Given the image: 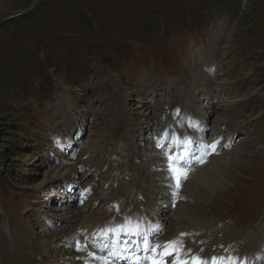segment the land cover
I'll use <instances>...</instances> for the list:
<instances>
[{
  "label": "rangeland",
  "instance_id": "1",
  "mask_svg": "<svg viewBox=\"0 0 264 264\" xmlns=\"http://www.w3.org/2000/svg\"><path fill=\"white\" fill-rule=\"evenodd\" d=\"M206 81L215 96L212 109L200 91ZM194 99L209 112L203 138L213 140L217 130L231 134L232 148L220 133L219 153L236 154H226L225 172L215 167L220 178L206 186L184 183L185 208L174 209V197L163 212L155 199L168 197L165 187L150 166L135 162L162 155L156 140L172 124L189 121ZM85 186L80 206L73 202L78 192L70 191ZM144 207L160 211L148 215L147 226L153 219L162 223L164 238L213 227L211 237L198 238L203 248L218 253L215 247L232 245L237 256L260 258L264 0H0L5 264L27 260L12 245L24 230L38 245L31 251L40 263L77 264L87 245L88 229L80 227L92 230L110 213L140 214Z\"/></svg>",
  "mask_w": 264,
  "mask_h": 264
},
{
  "label": "bare ground",
  "instance_id": "2",
  "mask_svg": "<svg viewBox=\"0 0 264 264\" xmlns=\"http://www.w3.org/2000/svg\"><path fill=\"white\" fill-rule=\"evenodd\" d=\"M209 87H210V84L208 81H206V83L200 85V88H202V89H200V91H201L202 95L205 97L204 103H205V106H208V109H210L213 106L212 102L215 99V96L212 94ZM191 104H192V106L190 107V109H191L190 112H186V115L189 117V121L181 120L180 124H177L175 126H173V124H172V126H170V131H168L169 135H171L170 132L174 131L175 133L181 135L182 137L190 139L191 143H189L187 145L186 150H182L181 147H179V146H176L175 148H173V146L166 147V151L172 150L169 152L171 153L173 160H175V157L177 156V154L182 156L183 159H180L177 162H173V161L168 160L169 158L164 159V157L161 154H159V157L152 163L150 161L142 162V163L138 162V161L135 162L138 166H140L141 169L143 167H145V169H147L148 166H150L151 169H153L155 172L159 186L162 185L165 187V192L168 193V197H165L164 200L162 199V197L160 198V200L155 199V202L159 203V205H158L160 207L159 210L163 211V212H164L163 208H166L165 205L169 202V200L174 198L173 193H175L178 196V201L175 204L174 209L176 206H177L176 209L186 207V204L182 203L180 200L181 199V196H180L181 192L178 189H176L175 185H174V183L177 182V180L174 179V176L177 174L175 170L179 169V170H182L183 172L188 174L189 177H188L186 182H184L183 180L180 179L182 184L187 183V184L193 186L195 181H201V182H203V186H206L207 183L212 182L214 179L220 178V175H221L219 172L220 170H222V172H225V170H223V169L228 167V166L226 167V165L228 163V161L226 160L227 159L226 154H231V153L236 154V152H231V151L226 153V154H224L225 152H223V154L222 153L220 154L219 153L220 149L219 150L215 149L214 151L213 150L211 151L210 155L206 158V160L204 162L200 163L201 162L200 158H198V161L192 162V160L194 158H196V154H195V151L191 148H193L195 146L197 147V145L195 144L196 141H198L199 139H204L203 138V132L207 129V120H209V115H208L209 112H206L205 109H202L201 102H199L198 99H194L193 101H191ZM204 114H205L206 120H204V119L201 120V118L203 117ZM135 123L137 125V122H135ZM189 125H191V126H189ZM220 133H221L220 130H217V133L214 136L213 140H217L219 144H222L223 141L219 142V140H221ZM185 134H187V136ZM167 153L168 152L165 153L166 156H167ZM158 160H159V162L157 164L156 161H158ZM165 160H167V161L165 162ZM170 163H172L171 166L169 165ZM215 167H217L219 169V171ZM182 188L184 189V191H189L188 186H186L185 184L183 185ZM143 191H145V188L143 189ZM143 191L141 192L142 196H144ZM81 194L83 195V191H81ZM193 194H197V196L199 195L196 191L193 192ZM144 205H145V203H144ZM153 206L156 207V205H153ZM154 211H156L158 213L157 215H160V213H159L160 211L158 212V209H154ZM175 211H177V210H175ZM130 216H134V218H136V220L139 216L143 220H151V218L149 216H144V215L139 214L137 212V209H134L130 212L126 211L123 213V218H125V219L126 218L128 219V217H130ZM104 218H103L104 220H102V223H99L98 226L106 225V224L107 225L114 224L115 222H117V220L122 219L121 216H117V215L112 214V213L108 214L107 216H104ZM156 219H159L158 216H156ZM99 220H97L96 223H98ZM161 220H162V222L164 221L163 218H161ZM153 221H155V219H153ZM161 224L162 223H159L158 221L155 223V225L157 227L161 226ZM206 229L204 227L197 228V229L195 228L193 232L192 231H187V232L182 231L183 235L177 234L173 238L174 239L173 241H176V244L178 243V245H181L182 248L178 249L180 252L179 256H176V255L171 256V261H173V260L180 261L184 254H192V253L197 254L199 252H202L204 254L209 255V252H212V251H208L207 249L203 248L202 247L203 244L202 243L199 244L200 243L199 240H201V239H198L200 237H204V238L211 237L212 233L209 231L210 230L212 231L213 227L206 226ZM192 233H194L195 236H193ZM73 237H74V235H73ZM20 238H21V240L19 239L20 242H18L17 238H13L12 239V241H13L12 245L16 250L21 249L22 252L20 253V255L26 256L27 260H25L23 263L21 261V258L17 257L18 260H16V258H15L14 264H42L43 262L40 263L38 261V259L35 257V254L31 251V249H35L36 247H38V245H36L34 242V238L31 235V231H28V230L25 231L24 230V233L21 234ZM167 241H169V239L164 241L163 243H166ZM213 242H211L210 244H213ZM163 243L161 242V245ZM176 244L173 247L176 248ZM0 246H1V249L6 248L5 242L1 241ZM77 246H78V248H80L79 244H77ZM173 247H169V248H166L164 251H160V255L159 256L156 255V260L162 261L163 264H168L169 262L168 263L165 262L166 258H165L163 253L165 251H170ZM154 248H155V245H153V249ZM96 250L97 251H103L102 249H97V248H96ZM96 250L94 249L91 251L89 249L88 245L82 246L81 251L77 255L78 261H79V263H78V261H77V263L78 264H89L90 260H94V262L91 264H105L104 259L106 257L104 255H99L98 253L93 257L91 255H89L90 252H95ZM209 250H211V249H209ZM1 253L4 254L5 257L3 259L0 258V262L2 264L3 263L5 264L7 262V258H6V253L4 252V249L1 250L0 255H1ZM245 256H246V254L245 253L243 254V251H242L240 256H237V257L238 258H244ZM97 257H103V259H97ZM106 260L108 261L107 264H111V261L109 260V258ZM175 264H177V263H175Z\"/></svg>",
  "mask_w": 264,
  "mask_h": 264
},
{
  "label": "snow or ice",
  "instance_id": "3",
  "mask_svg": "<svg viewBox=\"0 0 264 264\" xmlns=\"http://www.w3.org/2000/svg\"><path fill=\"white\" fill-rule=\"evenodd\" d=\"M191 126V125H189ZM191 143L189 138H185L182 137L181 135L177 134V133H173L171 136L169 135L168 130H165L164 133H162L161 137L158 139V143L157 146L161 147V148H165L168 147L170 144L173 146V148H175L176 146L181 147L182 150H186L187 149V145ZM215 150V143L212 145H208L205 146L204 151L205 154H207L208 150ZM169 160L173 161V162H177L180 159H183L182 156H180L179 154H177V156L175 157V160H173V157L171 155V153H169ZM202 162V159H201ZM176 171V175L174 176V179L177 180V187H179V180L181 178H186V173L183 172L182 170H175ZM175 195V193H174ZM121 228H123V226H121ZM128 235H141L139 232V227L138 225L136 226L135 232L129 231L127 233ZM183 235V234H182ZM128 243H131V241H128ZM141 244L143 245L145 251L151 252L153 249V245L145 238L141 241ZM170 245H175L176 241H171L169 242ZM156 248V255L159 256L160 255V249L159 246H155ZM104 251L109 252V254L111 255V257L113 258H120L118 252L113 251L110 248L105 247L104 249H102ZM165 258L169 257V256H179L180 252L177 248L173 247L170 251H165L164 253ZM89 255H92L91 253H89ZM97 259H103V257H97ZM105 264H107V261H105ZM153 264H163L162 261L159 260H153ZM179 264H208L207 261L201 260L198 257H193L191 259V261H179ZM212 264H240V258H235V260H233V258L229 257V258H216L213 257L212 258Z\"/></svg>",
  "mask_w": 264,
  "mask_h": 264
},
{
  "label": "trees",
  "instance_id": "4",
  "mask_svg": "<svg viewBox=\"0 0 264 264\" xmlns=\"http://www.w3.org/2000/svg\"><path fill=\"white\" fill-rule=\"evenodd\" d=\"M27 57H28L29 63H31L30 61L34 58L33 54L32 53H29L27 55Z\"/></svg>",
  "mask_w": 264,
  "mask_h": 264
}]
</instances>
